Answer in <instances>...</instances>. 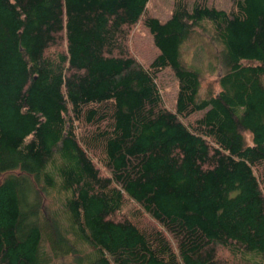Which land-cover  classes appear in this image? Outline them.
<instances>
[{
  "label": "trees",
  "instance_id": "trees-1",
  "mask_svg": "<svg viewBox=\"0 0 264 264\" xmlns=\"http://www.w3.org/2000/svg\"><path fill=\"white\" fill-rule=\"evenodd\" d=\"M229 1L160 20L149 0H0V264H264V0ZM139 21L148 65L127 49ZM203 36L202 94L183 47Z\"/></svg>",
  "mask_w": 264,
  "mask_h": 264
},
{
  "label": "rangeland",
  "instance_id": "rangeland-1",
  "mask_svg": "<svg viewBox=\"0 0 264 264\" xmlns=\"http://www.w3.org/2000/svg\"><path fill=\"white\" fill-rule=\"evenodd\" d=\"M208 4H213L217 8L228 9L230 6L229 0H207ZM173 0H149L147 4V15L158 17L160 20H166L171 14ZM207 39L203 36V40L197 42L186 43L183 47L184 60L198 67L202 72L201 77V93L206 91L216 92L219 89L217 78L219 68L215 60L210 55V49L207 45ZM127 49L129 54L137 59L141 64L148 65L157 54V50L152 42V37L148 29L143 25L142 21L136 23L135 26L129 29L127 37ZM63 49L64 44L59 45ZM158 84L161 89L164 104L174 109L177 93V81L168 69L164 70L158 76ZM192 116L191 118H193ZM245 139L250 142L251 136L249 133L244 134ZM55 197L47 198L45 204L50 208L55 206ZM137 210L138 207L132 202H127L125 208L117 213L114 217L118 218L127 214L130 210ZM130 212L127 214L129 216ZM137 222L142 226L153 225L151 220L145 213L140 211ZM220 251L218 250V253ZM226 256V252L224 253ZM73 255L58 259L57 264H78Z\"/></svg>",
  "mask_w": 264,
  "mask_h": 264
}]
</instances>
